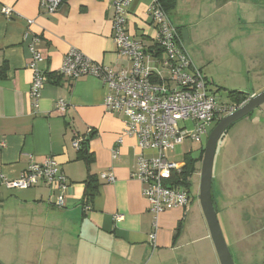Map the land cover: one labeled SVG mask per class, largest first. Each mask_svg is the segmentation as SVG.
<instances>
[{
    "label": "crops",
    "instance_id": "crops-1",
    "mask_svg": "<svg viewBox=\"0 0 264 264\" xmlns=\"http://www.w3.org/2000/svg\"><path fill=\"white\" fill-rule=\"evenodd\" d=\"M153 1L134 0L128 16L130 35L150 50L154 28L148 12ZM5 7L12 9L11 18L3 15ZM168 14L207 82L211 72H217L214 65L233 72L237 58L245 79V71L264 69L256 58L262 54L264 61L262 44L254 42L245 48L246 43L239 42L264 40V0H173ZM113 15L110 0H65L54 14L44 13L40 0H0V67L7 65L5 78L0 79V173L15 179L31 163L53 158L68 182L63 207L57 205L59 191L46 183L26 190L0 186L3 264H158L167 256L174 264H196L204 257L207 264H217L203 213L196 224L187 225L192 199L188 208L160 216L156 240L151 241L154 217L141 183L132 177L140 154L137 140L123 137L126 123L122 115L106 112L107 92L101 80L91 76L71 80L60 74L72 48L98 64L129 67L112 38ZM34 37L40 39L44 58L40 68L47 77L36 112L30 98L33 71L28 67ZM245 52L249 60L241 61L239 54ZM60 100L67 105L64 113L57 110ZM91 130L95 135L88 145L92 160L87 167L73 144ZM120 137L123 144L114 158ZM103 173L113 174L115 182L101 179ZM90 175L98 178L99 189L87 211L82 202ZM226 187V192L234 193L230 184ZM256 207L264 213V202ZM241 212L233 211L229 220L239 250L253 240L260 244L261 235L246 230ZM116 216L122 219L117 221ZM191 233L197 237L188 241L186 236Z\"/></svg>",
    "mask_w": 264,
    "mask_h": 264
},
{
    "label": "built area",
    "instance_id": "built-area-1",
    "mask_svg": "<svg viewBox=\"0 0 264 264\" xmlns=\"http://www.w3.org/2000/svg\"><path fill=\"white\" fill-rule=\"evenodd\" d=\"M110 1L114 11L112 38L117 52L129 61V67L98 64L72 48L64 59L60 74L71 80L88 76L101 80L107 92L104 100L106 112L125 118L123 137L135 138L140 150L132 177L141 183L142 195L154 217L150 238L155 242L160 216L169 210L188 208L191 203L189 191L176 186L184 162L172 160L175 147L186 139L202 143L220 114L232 113L236 108L220 104L217 95L210 93L203 72L193 64L179 30L159 0L153 1L148 12L149 21L155 28L152 50L136 41L128 31L129 9L134 0ZM62 4L63 0H40V9L54 14ZM2 13L8 18L14 14L7 7ZM39 46L40 39L34 37L29 45L28 67L33 71L30 98L35 112L47 80L46 73L40 68L44 58ZM66 107V103L60 100L57 110L64 113ZM190 123L193 128L189 131ZM81 141L82 138L74 140L73 146L77 150ZM122 144L123 138L120 137L113 150L114 158ZM148 152L155 156L146 157ZM99 177L109 183L115 182L110 173ZM41 183L59 191L57 205L63 207L67 179L53 158L39 164L31 163L27 171L15 179L0 173V186L7 189L26 190ZM115 218L119 221L122 216Z\"/></svg>",
    "mask_w": 264,
    "mask_h": 264
},
{
    "label": "rangeland",
    "instance_id": "rangeland-1",
    "mask_svg": "<svg viewBox=\"0 0 264 264\" xmlns=\"http://www.w3.org/2000/svg\"><path fill=\"white\" fill-rule=\"evenodd\" d=\"M260 40L261 39H244L239 42L246 43L244 46L245 48L255 45L254 42L256 44L261 43L264 47V40H262V42H260ZM239 42H236L235 47L231 45L230 48L232 51L238 46ZM248 55L249 54L246 52L244 55L239 54V56H243L241 61L242 59L245 61ZM226 57V55L223 56L224 61ZM256 58L259 61L258 64L264 67L262 54H259ZM247 59L249 60V58ZM236 61H239L238 58ZM237 62H231L235 63L234 67L236 70L233 72L230 70L223 72V65H214L212 69L217 72H211L212 75L209 76L212 81H217L216 79H218L217 83L208 80L211 89L210 93L217 95L223 102L228 101L227 95L230 91L245 92L253 94L252 96H254L264 90V69L257 70L256 67H254L255 71L249 73L245 71V79L239 73L241 64ZM192 128L193 124H188V130L190 131ZM208 137L209 135L204 138L202 143H196L192 142L190 139H186L182 144L175 147L171 155L172 160L182 162L186 154L197 153L201 147H206ZM200 178V174H195L191 178L190 195L192 197V203L190 205L191 210L188 214L189 218L187 220V225H193V222L196 224L198 217L201 218L202 216V209L199 202ZM213 178L215 179L216 193L217 188L220 190V195L216 194L218 218L235 264H264V253H262V251L258 253L259 251H257L258 245L260 248L263 247L264 250V242L261 243V240H264V216L257 220V207L255 208L256 204L264 202V105L256 109L250 116L238 121L227 133H224L217 147ZM229 184L231 186L230 190H235L234 193L229 194V192L225 191L227 188L226 186ZM233 211L241 212L244 221H246L245 227L248 232H253L255 235L261 234L259 239L260 244L259 241L253 240L243 245V250H239V248L235 246V236L232 235L233 231L230 228L231 225L229 222V220L232 219ZM197 212L198 216H196ZM247 217H250L249 219L252 221L246 219ZM261 221L262 226L258 227L256 224L259 225ZM262 230L263 232H261ZM186 237H188V241H193L197 235L191 233ZM200 247L201 245H198L195 250L198 252ZM197 255L199 256V254ZM214 258L216 263L219 264L215 249ZM178 259L181 262L182 258L178 257ZM201 259L202 260L197 261L196 264H207L205 257ZM158 264H174V261H171L170 256H167V258H161ZM181 264L183 263L181 262Z\"/></svg>",
    "mask_w": 264,
    "mask_h": 264
},
{
    "label": "water",
    "instance_id": "water-1",
    "mask_svg": "<svg viewBox=\"0 0 264 264\" xmlns=\"http://www.w3.org/2000/svg\"><path fill=\"white\" fill-rule=\"evenodd\" d=\"M264 105V90L251 96L230 115L218 121L209 134L200 170L199 202L220 264H235L213 203V176L217 147L224 133ZM0 264H3L0 261Z\"/></svg>",
    "mask_w": 264,
    "mask_h": 264
},
{
    "label": "trees",
    "instance_id": "trees-1",
    "mask_svg": "<svg viewBox=\"0 0 264 264\" xmlns=\"http://www.w3.org/2000/svg\"><path fill=\"white\" fill-rule=\"evenodd\" d=\"M64 1L65 0H63V2ZM159 1L161 2V4L163 5V7L165 8V10L167 12H169V10L171 8V3L173 2V0H159ZM152 48H153V46H152ZM6 71H7V65L6 64H3L0 67V79L5 78ZM252 95L253 94H249V93H245V92H240V91H230L228 93V95H227L228 101L223 102L220 99L218 101H219L220 104H224V105H227V106L234 107V108L238 109L245 102H247L248 99ZM230 114L231 113H229V112L222 113V114H220V117L219 118L222 119V118H224V117H226V116H228ZM250 115H248V116H250ZM221 119H218L216 121V123L213 124L212 128ZM235 124H233L225 133H227ZM212 128L210 129V131L212 130ZM94 135H95V131L94 130H91L89 133L85 134L84 136H81V138H82L81 147L78 150V153H79V158H81V160H84L85 161L87 167H89L91 165V160H92L91 155L88 153V145H89V142H90L91 138ZM204 152H205V146L204 147H201L200 150L197 153H195V154L194 153H189V154H186L185 155V158L182 161V162H184V166H183V168L181 170V173L179 174V178H178V181L176 183V186H178V187H185L186 190L189 191V193L191 192V178L195 174H200V170H201V165H202V160H203ZM66 179H67V177H66ZM67 184H68V182H67ZM98 189H99V181H98V178L95 177V176L90 175L87 178V180L85 181V196H84L83 202H82V206L84 207V209L87 208V207H89L91 209L90 205L93 202L95 196L97 195ZM216 194H219L220 195V190H219V188H217V193H216V190H215V179L213 178V192H212V195H213V203H214V206H215V210H216V212L218 214V210H217L218 209L217 208L218 207V202L216 200V198H217L216 197L217 196ZM179 228H181V226Z\"/></svg>",
    "mask_w": 264,
    "mask_h": 264
},
{
    "label": "flooded vegetation",
    "instance_id": "flooded-vegetation-1",
    "mask_svg": "<svg viewBox=\"0 0 264 264\" xmlns=\"http://www.w3.org/2000/svg\"><path fill=\"white\" fill-rule=\"evenodd\" d=\"M219 119H221V118H219ZM263 216H264V213H263V210H261V209H258L257 211H256V218H257V220H259L260 218H263ZM241 218H242V222H244L243 224L244 225H246V221H244V219H243V216L241 215ZM250 217H247L246 219H249ZM250 221H252L251 219H249ZM255 225V224H254ZM258 227L259 226H262V221L261 222H259V225L258 224H256ZM251 233H253V232H251ZM254 234V233H253ZM225 235V234H224ZM258 245V244H257ZM257 251H259L258 253H260L261 251H262V253H264V250H263V247H259V245H258V249H257ZM256 253V252H255Z\"/></svg>",
    "mask_w": 264,
    "mask_h": 264
}]
</instances>
